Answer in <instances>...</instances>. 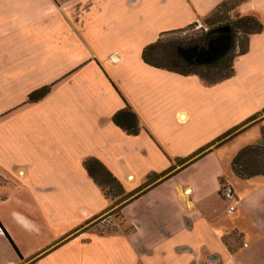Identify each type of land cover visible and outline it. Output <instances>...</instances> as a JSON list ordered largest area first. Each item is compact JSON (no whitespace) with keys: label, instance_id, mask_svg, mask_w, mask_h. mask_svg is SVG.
Instances as JSON below:
<instances>
[{"label":"crops","instance_id":"crops-1","mask_svg":"<svg viewBox=\"0 0 264 264\" xmlns=\"http://www.w3.org/2000/svg\"><path fill=\"white\" fill-rule=\"evenodd\" d=\"M224 12L263 26L231 79L143 61L165 34ZM126 106L138 136L113 122ZM263 129L264 0H0V264H264V178L232 171ZM90 159L134 195L114 205ZM116 211L130 232L106 231Z\"/></svg>","mask_w":264,"mask_h":264},{"label":"trees","instance_id":"trees-1","mask_svg":"<svg viewBox=\"0 0 264 264\" xmlns=\"http://www.w3.org/2000/svg\"><path fill=\"white\" fill-rule=\"evenodd\" d=\"M225 7L226 4L220 10ZM209 20L204 23L207 24ZM262 30L263 26L257 18L246 16L228 20L225 25L211 28L196 38H178L176 35L182 31L172 32L148 46L142 58L147 65L153 68L185 77L198 76L205 84L216 85L234 76V61L237 55L246 54L250 37L261 33ZM237 49L240 51L236 53ZM212 70L218 72L211 74ZM50 92L51 87L38 90L29 96L28 103H38ZM113 122L129 136H138L141 132L139 118L129 106L118 112ZM239 130L240 128H236L228 132L212 146L223 145ZM85 168L105 197L113 201L114 205L118 204L117 199L125 194L119 181L95 159L88 160ZM232 171L242 180L264 178V129L258 142L243 148L237 154L232 162ZM151 181L150 178V183Z\"/></svg>","mask_w":264,"mask_h":264},{"label":"rangeland","instance_id":"rangeland-1","mask_svg":"<svg viewBox=\"0 0 264 264\" xmlns=\"http://www.w3.org/2000/svg\"><path fill=\"white\" fill-rule=\"evenodd\" d=\"M230 8H232V7H230ZM226 14L227 13L224 12V14H221V15H219L217 17L211 18L207 22V24H205V23H197V24L193 25L192 27L187 28L184 31L178 33L176 36L178 38H188V39H190V38H196L197 36H199V35H201L203 33L205 34L211 28H215V27H217L219 25H225L227 23V19L225 18V15ZM238 51H240V49H237L236 53ZM204 72H206V71H204ZM216 72H218V71L217 70L210 71L211 74L216 73ZM251 134H253V133H251ZM241 138L242 139H238L237 141H234L229 146H227L225 150H222L221 151V152L225 151L224 153H222V158L223 159L227 158L228 153L230 152V150L231 151L232 150L233 151H236L237 149H240V147H241L240 143L242 142L241 140H243V137H241ZM237 151H239V150H237ZM226 162H224L223 168L226 171H230L229 163L226 164ZM225 185L226 184H224L222 186V189H221V192H220L221 196H222V191H223V188H224ZM133 195L134 194H132V195H126V194H124V196H122V197H120V198L117 199L119 201H118V204H115V205H117V206L122 205V203L126 202ZM112 215H113V219H114L113 224H116V225L112 226L111 228L107 229L106 231H108L109 233H114V234L115 233L116 234L120 233V230H123L124 233L130 232V229H128V226L125 224V221L120 216L119 211L114 212ZM227 221H228V219H227ZM117 226H120L121 229L118 228ZM225 242H226L227 245H229V243H230L227 238H226Z\"/></svg>","mask_w":264,"mask_h":264},{"label":"built area","instance_id":"built-area-1","mask_svg":"<svg viewBox=\"0 0 264 264\" xmlns=\"http://www.w3.org/2000/svg\"><path fill=\"white\" fill-rule=\"evenodd\" d=\"M222 197L227 201H233L235 199L234 191L230 186H225L222 191ZM235 210V207L229 209V213H232ZM247 247V245H245Z\"/></svg>","mask_w":264,"mask_h":264}]
</instances>
